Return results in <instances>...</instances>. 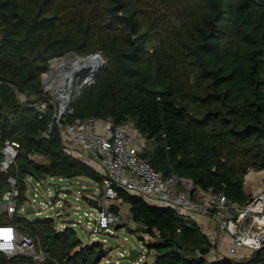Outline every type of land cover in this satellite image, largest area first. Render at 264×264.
<instances>
[{"label": "trees", "instance_id": "trees-1", "mask_svg": "<svg viewBox=\"0 0 264 264\" xmlns=\"http://www.w3.org/2000/svg\"><path fill=\"white\" fill-rule=\"evenodd\" d=\"M0 26L1 131L47 158L23 170L103 183L63 152L57 127L42 137L53 110L40 119L30 107L48 98L52 59L100 54L105 68L73 97L67 121H132L146 142L141 156L163 178L248 202L245 176L264 170V0H0ZM118 202L130 205L137 232L155 239L153 264H264V247L211 260L214 245L196 220L123 189ZM20 222L39 236L46 264H105L110 249L101 243L57 232L52 219ZM21 263L0 253V264Z\"/></svg>", "mask_w": 264, "mask_h": 264}, {"label": "built area", "instance_id": "built-area-1", "mask_svg": "<svg viewBox=\"0 0 264 264\" xmlns=\"http://www.w3.org/2000/svg\"><path fill=\"white\" fill-rule=\"evenodd\" d=\"M1 30L0 26V32ZM60 59L50 61L49 70L43 77L44 92L48 98L30 104V107L35 109L40 119L50 116L53 110L48 130L42 137H49L57 127L63 152L93 168L104 180L101 184L84 176L66 178L36 173L30 167L23 170L24 161L44 165L47 158L36 150L25 151L19 141L4 138L0 128L1 254L9 260H21V264L47 263L49 257L42 248L39 236L28 231L20 221H29L26 218L29 213L54 210L61 202V193H73L72 186L66 181L74 179L88 181L83 183L77 180L75 184L81 187L76 199H86L89 210L81 213V207L76 206L75 214L80 220L87 221L93 236H115L118 228L132 225L131 215L123 216L121 210L116 212L110 207L111 203H118V190L123 189L130 195L143 199L150 206L171 208L177 214L196 221L199 217L208 218L215 224L212 238L210 235L209 237L219 239V249L224 250L223 258L241 259L244 257V249L255 252L264 247V170L250 169L246 174L245 185H249L251 193L250 199L243 206L230 203L225 195L211 188H196L184 178H163L141 156L145 140L132 121L116 124L112 117L67 121L73 114L70 106L73 97L79 96L97 77L96 72L85 70L78 75L80 77L77 81L73 77L68 85L63 86L65 72L52 74V62ZM19 97L21 101L25 100L23 95ZM46 184L55 190V195L48 191ZM92 185L97 188L92 190ZM88 198L98 199L100 206L94 207ZM56 217L63 222L62 212H57ZM53 222L57 232L67 229L65 224H56L55 219ZM144 235L148 244L154 242L151 235V239L148 238L149 234ZM5 236L10 238L5 239ZM94 238L95 241L90 243H96L98 237ZM125 257L126 253L119 250L115 263L110 255L104 263L120 264ZM144 257L143 253H138L133 264H140Z\"/></svg>", "mask_w": 264, "mask_h": 264}, {"label": "rangeland", "instance_id": "rangeland-1", "mask_svg": "<svg viewBox=\"0 0 264 264\" xmlns=\"http://www.w3.org/2000/svg\"><path fill=\"white\" fill-rule=\"evenodd\" d=\"M71 56H69L66 59H69L70 57L73 58L76 57L75 54H70ZM67 57V56H66ZM77 58V57H76ZM99 59V58H97ZM104 59V58H103ZM103 59H99L102 62L103 65ZM105 61V59H104ZM106 62V61H105ZM100 66V65H98ZM90 71H94V69L90 70ZM44 77V76H43ZM78 77L80 76H74V80L77 81ZM145 146H146V142H145ZM77 180H81L83 183H87L88 181H86L85 179H74L72 181H66L69 182V184L72 186V191L73 193H66V195H64L65 193H61L60 194V199L61 202L58 204L57 207H55L54 210L51 209H46V210H42L40 212L37 211V213H29L27 215V219L29 221H37V220H45L47 218H51V219H55L56 224H65L67 225L68 229H71V231H73L74 233V237H76L77 239H79L82 243L84 244H88L90 243V241H95L94 237H98L97 239V243H101L104 245V248H110V251L108 253V255H110L114 260L113 262L115 263V257L117 256V252L123 251L126 253V256H128L131 251H137L138 253H143L145 255V257L143 258V261L140 264H144V263H148V264H153L154 259H155V255L157 254V250L156 249H150L147 247V242H146V238H145V233L143 232H137L135 225H130V226H125L123 228H120L117 230L116 235L115 236H110V235H106V234H100L97 236H93L90 233V226L88 225L87 221L85 219L80 220L79 216L75 214V211H77L75 209L76 206H80L81 210L80 212L82 213V211L84 210H89L88 209V204H87V200L84 198H80V200H77L76 198L78 197L77 192L81 191V187L77 186L75 183ZM46 188H48L49 192L53 193V195H55V190L49 186L48 184H46ZM92 190H95L97 188V186L92 185L91 186ZM245 190L248 194L251 193V188L249 187V185H245ZM121 203V202H118ZM121 213L123 216H128L130 215V205L126 204V203H121ZM62 212L63 214V222L62 221H58V218L56 217V213L57 212ZM210 237L212 238V235L210 234ZM143 238V239H142ZM145 238V239H144ZM148 238H152L150 235H148ZM125 239H128V241L126 242ZM104 240H106V243L104 242ZM212 240V243L214 244V249L212 251L211 254H209V258L211 260H217V259H223V251H221L219 249V239H210ZM151 242V241H150ZM155 242V241H154ZM245 251L242 252V254H244L243 258H239V260L242 259H246L249 258L253 251L248 250V249H244ZM238 258V257H237ZM120 264H133V262L128 261L126 259L121 260Z\"/></svg>", "mask_w": 264, "mask_h": 264}, {"label": "bare ground", "instance_id": "bare-ground-1", "mask_svg": "<svg viewBox=\"0 0 264 264\" xmlns=\"http://www.w3.org/2000/svg\"><path fill=\"white\" fill-rule=\"evenodd\" d=\"M71 55H68L67 57H63L60 60L53 61L52 62V67H53V73L52 74H57L60 71H64V82L63 86L68 85L73 77L76 75L78 76L80 71H85V70H92L94 69L93 72L98 71L99 68L102 67V62L94 57L90 58H84L76 55V57L73 56L68 58ZM100 65V66H98ZM65 84V85H64Z\"/></svg>", "mask_w": 264, "mask_h": 264}, {"label": "water", "instance_id": "water-1", "mask_svg": "<svg viewBox=\"0 0 264 264\" xmlns=\"http://www.w3.org/2000/svg\"><path fill=\"white\" fill-rule=\"evenodd\" d=\"M90 57L100 58L101 60L103 59V57L100 54H95V55H91L89 57H84V58H90ZM105 65H106V62L103 59V65L101 68L98 69V71H96V77H98L101 74V72L105 68ZM81 72H83V71H80L79 73H81ZM88 200H89L90 204H92L94 207L100 206L98 199L88 198ZM110 207L116 212H120V210H121L120 206L116 203H111ZM137 255H138L137 251H131L130 255L126 256L125 259L132 262V261H135ZM144 264H148V263L146 262Z\"/></svg>", "mask_w": 264, "mask_h": 264}, {"label": "crops", "instance_id": "crops-1", "mask_svg": "<svg viewBox=\"0 0 264 264\" xmlns=\"http://www.w3.org/2000/svg\"><path fill=\"white\" fill-rule=\"evenodd\" d=\"M122 209V207H121ZM197 222L199 223L200 227L202 228L203 232L207 234L208 236L212 233H214L215 230V224L211 222L208 218L206 217H199Z\"/></svg>", "mask_w": 264, "mask_h": 264}, {"label": "snow or ice", "instance_id": "snow-or-ice-1", "mask_svg": "<svg viewBox=\"0 0 264 264\" xmlns=\"http://www.w3.org/2000/svg\"><path fill=\"white\" fill-rule=\"evenodd\" d=\"M10 238V236H5V239H9Z\"/></svg>", "mask_w": 264, "mask_h": 264}]
</instances>
